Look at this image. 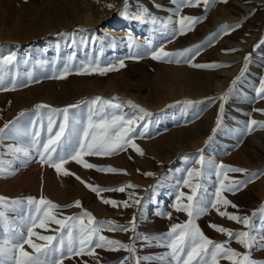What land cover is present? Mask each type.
Instances as JSON below:
<instances>
[{"label":"rangeland","instance_id":"obj_1","mask_svg":"<svg viewBox=\"0 0 264 264\" xmlns=\"http://www.w3.org/2000/svg\"><path fill=\"white\" fill-rule=\"evenodd\" d=\"M125 8L129 15L146 8L164 20L176 6L170 0H0V56L14 53L17 57L16 66L5 76L4 83L11 87L10 81L15 79L19 85L17 90H0V129L15 124L22 133H31L34 123L38 130L39 115L45 126L42 136L46 137L50 109L69 108L71 113L86 117L87 108L82 102L95 97H117L120 102H131L151 113L144 121H138L141 127L147 122L149 131L134 141L143 155L128 147L108 157L85 156L88 163L114 168L115 173L87 169L74 161L65 165L73 173L68 176L42 165L38 158L21 164L14 161L8 149L28 143L30 137L9 132L0 142V159L14 174L0 175V197L22 202L8 210L12 221L19 223L34 211L27 205L28 198L44 197L60 206L57 217L61 219L90 212L97 221L127 226L135 217V233H102L129 244L137 233L164 236L172 225L187 222V214L175 211L174 204L179 191L190 194V188L183 187L181 182L187 179V171L201 169L196 162L201 154L205 160L204 175L193 182L201 183L209 195L219 187L220 178L215 172L220 170L221 164L247 173L228 172L229 181L247 180L254 173L264 172V130L250 134L245 131L251 120L264 123V99L257 95L264 83V0L217 2L207 12L203 6L184 7L183 15L201 18V22L186 34L175 36L154 31L149 23L125 19L121 14ZM225 25L230 26V30L221 33ZM130 36L134 39L132 48L128 47ZM198 46V54L190 59L180 57V63L151 58L152 50L159 47L177 53ZM69 56L74 57L73 68L88 62H98L102 67L118 66L120 60L125 66L103 75L68 74L64 79L53 78L62 72ZM175 59L173 57V61ZM199 64L209 67L192 66ZM29 73L33 77L31 82ZM234 80L237 83L227 101L220 100ZM186 101L191 104L186 106ZM38 105L48 107L37 113ZM73 105H81V108H72ZM134 113L139 115L130 106L123 108L126 116ZM55 119L57 124L62 121L59 116ZM218 119L222 121L219 127ZM48 181L62 185L66 194L62 201L34 188V183ZM129 184L135 187L125 188L124 192L105 191L100 195L87 187L116 189ZM224 196L237 208L229 206L222 210L252 217L254 212L259 213L264 208V175H258L234 194L225 192ZM105 199L115 201L117 206L103 203ZM135 200L140 203H133ZM76 202H80L81 207H76ZM124 202L131 206L125 208ZM169 213L171 219L167 218ZM196 224L215 243H225L228 237L211 225L233 232L247 230L215 209L200 216ZM58 228L49 224L47 230L37 228L36 231L41 235H59L54 231ZM135 247V255L141 258L163 257L170 251L158 241L149 245L137 240ZM230 247L245 252L235 241ZM27 248L25 245V250ZM96 254L98 259L75 256L65 259L64 264H120L130 255L123 250L99 248ZM251 256L257 264H264V249L253 248ZM141 264H164V261L141 260ZM220 264L230 262L221 259Z\"/></svg>","mask_w":264,"mask_h":264},{"label":"snow or ice","instance_id":"obj_2","mask_svg":"<svg viewBox=\"0 0 264 264\" xmlns=\"http://www.w3.org/2000/svg\"><path fill=\"white\" fill-rule=\"evenodd\" d=\"M176 6L175 10L169 17L161 20L159 17L152 15L148 9H139L136 13L129 15L127 9L122 10V15L125 19H132L141 23H149L153 26L154 31H160L162 34H186L194 29V26L201 22V18L186 16L182 14L184 7H200L203 6L205 12L209 11L213 4L217 2H227V0H170ZM109 7H112L109 5ZM178 17V19H174ZM178 25V27H176ZM158 26V27H157ZM171 26V27H170ZM235 27V26H232ZM230 26H222L221 33H227ZM219 35V33H218ZM134 39L130 36L128 47L132 48ZM199 46L195 49L190 48L177 53H169L164 51L163 47L158 50L153 49L151 58L154 60H165L166 62L180 63V57H190L198 54ZM173 57H176L173 61ZM74 57L69 56L68 63L63 67L62 72L56 74L53 78L64 79L68 74L77 75H92L106 74L110 71H118L123 68V60L119 61L118 66L102 67L98 62H88L82 64L78 68H73L72 60ZM248 58L245 61L247 67ZM17 64V57L14 53L7 56H0V90H17L15 79L10 81L11 87L5 86L4 78L9 75L12 68ZM193 67L205 68L209 65L199 64L192 65ZM243 75V72L241 73ZM33 79L32 74H28V81ZM239 80V77L237 78ZM237 81L232 82L229 90L222 94L219 99L227 101L232 93ZM27 86V85H23ZM260 99H264V83H261L259 92L257 93ZM185 105H190V101L184 102ZM86 106L85 115H78L70 112L69 108L62 110L50 109L47 116L46 132L47 136H42L45 126L42 123L43 117L37 116V124L32 125L31 133L21 132L16 128L15 124L5 125L0 129V142H2L9 132L15 131L17 135L30 137L29 142L19 146H13L8 149V153L13 156L14 161H19L21 164H27L33 159L38 158L39 163L48 165L55 169L58 174L68 176L73 175L65 165L71 161L82 165L84 168H95L98 172L115 173L114 168H102L88 163L85 156L108 157L119 154L121 151L127 150L128 147L133 148L138 154L143 155L142 150L134 143L135 139L143 138L149 131L148 123L145 122L141 127L138 121H144L145 117H150L151 113L138 105L131 102H120L119 98L113 97L106 99L103 97H95L91 100L82 102ZM130 106L136 109L139 113L132 116L123 114V108ZM46 105H38L37 113L40 109L46 108ZM72 108H81V105H73ZM223 105L220 108V117L223 116ZM62 117V121L57 124L55 117ZM221 119L217 120V126L221 124ZM140 128V131L137 129ZM254 130H264V123H259L251 120L245 126L246 133L250 134ZM35 153V156L33 155ZM187 160V158H185ZM201 165V169L192 168L187 171V179H184L181 184L183 187L190 188V194H185L179 191L174 204L175 211L184 212L187 214L188 220L183 224H174L170 231L164 236H147L135 234L132 237V243L126 244L117 239H110L103 235L105 231L109 232H128L135 233L136 218L133 217L130 225L122 226L113 221H97L90 212H84L80 216H68L65 218L57 217V210L60 206L51 200L44 197L40 199L28 198L27 205L32 206L34 211L19 223L12 221L8 216V210L19 205L21 201H10L5 197H0V264H64V260L75 256H91L98 259L96 249H104L106 251H126L130 255L125 257L120 264H141V260L151 261L153 259L162 260L164 264H220L221 259H226L230 264H257L252 259L251 252L253 248L264 249V208H261L259 213L254 212L252 217L239 216L229 214L226 209L229 206L237 208L225 196V192L235 193L252 182L258 175L262 173H254L247 180H228L227 173H241L245 170L219 165V171L215 175L219 179V187L209 195L207 190L199 182L204 175L202 169L205 165V160L201 154L196 161ZM8 172L14 174V171L6 169L4 161L0 159V175ZM247 175V173L245 172ZM148 175H152L149 173ZM79 179V177H77ZM225 181H228L225 183ZM90 190L97 195L105 191L124 192L125 188H134V185H125L116 189H101L87 185ZM105 204H111L113 207L117 203L112 200H103ZM139 204V200L133 201ZM76 207H81L80 202H76ZM125 208L131 206L128 202H124ZM211 209H215L221 216L226 217L231 221L242 224L246 231L233 232L211 225L217 232L228 237L225 243H215L209 239L196 224V220L208 213ZM163 215V213H160ZM167 218L171 219V214H167ZM87 221V222H85ZM49 224L58 225L59 235H41L36 229H48ZM43 243H37L33 238ZM259 237V239H258ZM143 240L151 245L152 241H158L162 246L170 251L163 257H137L136 241ZM235 241L239 243L245 252L241 253L230 247V243ZM25 245L32 249V252L25 250Z\"/></svg>","mask_w":264,"mask_h":264},{"label":"bare ground","instance_id":"obj_3","mask_svg":"<svg viewBox=\"0 0 264 264\" xmlns=\"http://www.w3.org/2000/svg\"><path fill=\"white\" fill-rule=\"evenodd\" d=\"M190 10V9H189ZM241 59V57H240ZM236 69V68H235ZM235 69L231 72V74L233 75ZM206 121V120H205ZM207 122V121H206ZM198 127V126H197ZM201 130V129H200ZM199 130V131H200ZM204 132V131H203ZM205 133V132H204ZM208 135V134H207ZM225 137V136H224ZM223 137V138H224ZM256 135L253 136V138H255ZM34 183V182H33ZM34 188H37V190H42L45 193H47L49 196L54 197L55 199L58 198V200H63L66 196L65 192H64V188L62 187V185H60L58 182L56 181H48L46 183H34ZM26 251L30 252L31 250L29 248L26 249Z\"/></svg>","mask_w":264,"mask_h":264}]
</instances>
